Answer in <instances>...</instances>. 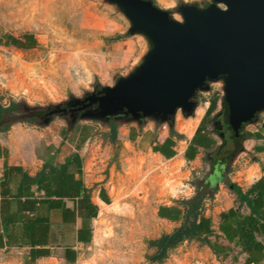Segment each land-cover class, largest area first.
Returning a JSON list of instances; mask_svg holds the SVG:
<instances>
[{
	"label": "crops",
	"instance_id": "obj_1",
	"mask_svg": "<svg viewBox=\"0 0 264 264\" xmlns=\"http://www.w3.org/2000/svg\"><path fill=\"white\" fill-rule=\"evenodd\" d=\"M214 99L217 107L207 116ZM220 105L221 98L213 95L202 110H196L192 123L176 122L173 131L151 122L141 126L120 123L115 142L124 145L126 158L151 155L181 162L189 175L201 180L204 197L197 222L209 220L211 233L206 237L219 252L204 245L216 260L264 264V198L250 194L249 206L226 186L229 179L245 193L264 176V125L259 127L258 120L249 122L245 131L256 136L245 138L243 150L225 162L223 139L213 131L212 120ZM54 124L27 130L17 123L0 133V255H19V264L76 263L81 251L97 237L101 212L115 203L110 180L101 181L97 168L88 170L86 141L91 123L79 121L69 132L65 127L56 132ZM237 174L243 175L242 181ZM187 185L189 191L155 208L162 233H171L183 224L187 209L183 201L197 193V188ZM230 209L236 220L232 228L242 231L243 222L251 220L250 241L241 242L238 236L230 241L222 234L220 224L227 220L222 214Z\"/></svg>",
	"mask_w": 264,
	"mask_h": 264
},
{
	"label": "rangeland",
	"instance_id": "obj_2",
	"mask_svg": "<svg viewBox=\"0 0 264 264\" xmlns=\"http://www.w3.org/2000/svg\"><path fill=\"white\" fill-rule=\"evenodd\" d=\"M183 1L193 0H155L177 19V6ZM128 26L126 18L103 0H0V102L7 105L15 99L36 109H49L83 99L97 82L99 86L114 85L145 50L144 39L130 35ZM26 34L35 38L34 47L8 43L9 36L23 43ZM118 35L122 37L115 39ZM213 95L223 99L220 84H212L209 92L199 94L197 112ZM46 119H50L48 125ZM257 119L263 127L264 112ZM53 121L56 132L62 127L68 132L74 130L79 121L91 123L86 141L88 170L97 168L103 176L101 181L110 180L116 198L117 207L101 212L95 241L81 251L74 264H145L156 251L151 241L163 234L155 208L189 191L187 184L196 188L197 176L189 175L181 162L151 155L126 158L124 145L110 141L109 125L98 121L80 118L75 124L57 113L34 124L18 123L30 130L48 127ZM193 121L178 111L177 125ZM222 148L227 155L233 144L226 140ZM236 177L243 180L242 174ZM18 256L0 255V264H19ZM217 260L204 243L187 239L172 246L167 258L154 264H218ZM220 264L235 263L229 260Z\"/></svg>",
	"mask_w": 264,
	"mask_h": 264
},
{
	"label": "water",
	"instance_id": "obj_3",
	"mask_svg": "<svg viewBox=\"0 0 264 264\" xmlns=\"http://www.w3.org/2000/svg\"><path fill=\"white\" fill-rule=\"evenodd\" d=\"M103 1L126 18L130 35L144 39L145 50L114 85L70 102L79 104L76 110L95 105L80 118L105 125L151 122L172 130L178 111L194 117L199 94L215 83L235 132L264 112V0L183 1L180 19L152 0Z\"/></svg>",
	"mask_w": 264,
	"mask_h": 264
},
{
	"label": "trees",
	"instance_id": "obj_4",
	"mask_svg": "<svg viewBox=\"0 0 264 264\" xmlns=\"http://www.w3.org/2000/svg\"><path fill=\"white\" fill-rule=\"evenodd\" d=\"M152 1L157 6L155 0ZM121 37L122 36L118 35L115 37V39ZM8 43H11L17 47H34L36 40L31 34H26L23 43L21 39L13 36H9ZM99 84L100 83L97 82L94 85V90L88 91L85 96L90 95L96 89H98ZM222 100L223 105L221 111L216 114L212 119L215 123L213 131L217 134H224L222 147L224 141L227 140L232 142L233 150L230 151L224 158V161L229 163L239 151L243 150V140L245 138L256 136L252 133L245 131V126L249 122L258 120L257 118L259 113H256L253 116L252 121L243 122L238 131L235 132L229 123V115L224 98ZM56 107H59V105H53L47 110L43 107L36 109L29 106L24 101H19L15 99H10V102L7 105L0 102V132L8 131L13 124L18 122L34 124L38 119H44L46 115H50L49 110ZM216 107L217 99H214L210 102V106L206 111V115L210 116L211 113L216 109ZM118 126L119 125L113 121L110 122L108 126L110 141L113 143H115L117 139ZM200 183L201 180H197L194 183L197 188V193L191 198L183 201V203L187 206L183 224L180 227L176 228L173 232L163 233L158 239L151 241V244L156 248V251L147 257V262L145 264L161 263L165 258H167L168 250L172 246H175L179 242H182L187 239H197L200 242L207 244L215 253L219 252L218 248L215 247L206 237L207 234L211 233V230L209 229V220L201 218V220L197 222L198 209L200 208L202 199L204 197V194L200 192ZM226 186L235 191L238 195V198L242 202H246L249 206L252 205V200L249 197L250 194L256 193L257 198H264V176L259 179L245 193L241 191L240 187L236 183H233L229 179H226ZM233 212L234 211L230 209L226 214H222V219L223 217H226L227 219L224 225L223 222L222 224H220V230L222 234L230 241L234 240V238H236L237 236L240 238L241 242H243V240L246 242L250 241L251 234L249 232V228L252 231L254 229L251 220L244 221L242 226L244 230L238 231L236 228L231 227V223L236 222L235 215Z\"/></svg>",
	"mask_w": 264,
	"mask_h": 264
},
{
	"label": "flooded vegetation",
	"instance_id": "obj_5",
	"mask_svg": "<svg viewBox=\"0 0 264 264\" xmlns=\"http://www.w3.org/2000/svg\"><path fill=\"white\" fill-rule=\"evenodd\" d=\"M86 97L87 96H84L83 100H85ZM74 101H75V99H72L70 102H74ZM70 102L66 103L65 105H63L61 107L59 106V107L50 109L49 114L54 115L57 113H61L64 116L69 117V119H71L72 122H74V117H76V121H78V120H80V116L84 111H86L87 109H91V108L95 107V105H93L92 107L84 109V110H76V108L79 106V104L71 105ZM128 116H130V115L128 114ZM216 126H218V125H216Z\"/></svg>",
	"mask_w": 264,
	"mask_h": 264
},
{
	"label": "bare ground",
	"instance_id": "obj_6",
	"mask_svg": "<svg viewBox=\"0 0 264 264\" xmlns=\"http://www.w3.org/2000/svg\"><path fill=\"white\" fill-rule=\"evenodd\" d=\"M110 207V209L111 208H116L117 206L115 205V204H113L112 206H109ZM118 210V209H117Z\"/></svg>",
	"mask_w": 264,
	"mask_h": 264
},
{
	"label": "built area",
	"instance_id": "obj_7",
	"mask_svg": "<svg viewBox=\"0 0 264 264\" xmlns=\"http://www.w3.org/2000/svg\"><path fill=\"white\" fill-rule=\"evenodd\" d=\"M164 127H166L165 125H163ZM40 194H43V191H40Z\"/></svg>",
	"mask_w": 264,
	"mask_h": 264
}]
</instances>
